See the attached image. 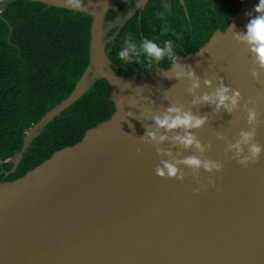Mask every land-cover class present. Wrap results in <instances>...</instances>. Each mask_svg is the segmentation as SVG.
<instances>
[{
	"label": "water",
	"instance_id": "water-1",
	"mask_svg": "<svg viewBox=\"0 0 264 264\" xmlns=\"http://www.w3.org/2000/svg\"><path fill=\"white\" fill-rule=\"evenodd\" d=\"M12 1L0 0V17ZM27 1L92 17L90 62L73 93L27 130L6 176L17 171L47 125L97 81L112 87L117 112L28 176L0 185V264H264V152L245 167L231 147L242 131H254V142L264 145V69L234 38L258 0H242L228 30L178 60L186 72L180 79L170 70L154 78L114 70L106 16L128 0H82L77 10L66 0ZM149 1L136 0L120 28L137 12L141 18ZM219 86L239 91L232 112L200 99ZM169 107L205 118L202 127L189 130L200 149L179 143L184 129L155 125L153 118ZM250 110L257 113L252 125ZM148 132L166 139L152 141ZM192 156L219 168L185 166ZM166 163L176 166L177 177L156 175Z\"/></svg>",
	"mask_w": 264,
	"mask_h": 264
},
{
	"label": "trees",
	"instance_id": "trees-1",
	"mask_svg": "<svg viewBox=\"0 0 264 264\" xmlns=\"http://www.w3.org/2000/svg\"><path fill=\"white\" fill-rule=\"evenodd\" d=\"M184 1L188 18L179 0L173 2L171 16L166 13L163 17L159 15L165 11L162 2L151 0L141 18L134 15L118 30L114 44L107 46L110 60L119 62L117 53L126 41L156 39L164 21L179 30L185 27L184 42L196 53L216 31L231 27L242 6V0ZM115 15L111 10L106 21ZM92 20L83 13L27 0H14L4 9L0 17V185L28 176L116 114L112 87L106 80L97 81L47 125L24 154L17 171L6 176L14 166L12 160L23 149L27 130L73 93L88 67Z\"/></svg>",
	"mask_w": 264,
	"mask_h": 264
},
{
	"label": "clouds",
	"instance_id": "clouds-1",
	"mask_svg": "<svg viewBox=\"0 0 264 264\" xmlns=\"http://www.w3.org/2000/svg\"><path fill=\"white\" fill-rule=\"evenodd\" d=\"M66 6L70 9L77 10L82 6V0H66ZM249 17V22L245 26V30L235 33L234 38L248 46L249 52L254 56V62L264 69V0H258L254 8L246 13ZM163 32V29H162ZM174 44L171 40H165L163 46L154 38H143L138 42L127 41L125 45L118 51L117 57L119 61L126 64H134L144 62L148 65L155 64L161 66L170 58L174 61L168 64V70L175 72V78L180 79L185 76V67L178 63L179 57L175 56ZM189 78H194L195 73H187ZM258 72H252L254 79H259ZM199 87L198 79L193 80V88ZM204 102L214 103L219 108H224L228 112H232L240 101L241 95L239 91H232L227 86H219L213 95H204L200 98ZM154 123L158 128L165 130L184 129L185 135L178 136L177 140L183 146L191 147L195 145L200 149L201 145L197 138L189 131L203 126L205 118L198 117L190 112H185L180 108L169 107L167 112L161 117L156 116L153 118ZM248 123L254 124L257 120V113L249 111L247 114ZM147 136L152 141H163L166 139L164 136L157 137L155 133L148 132ZM254 131H242L239 140L232 145L238 156V163L247 167L249 164L258 162L262 152H264V145L254 142ZM245 148L247 154H244ZM139 152V150H137ZM183 164L193 169L203 167L207 171L218 169L219 165L215 162H204L198 157H187L183 160ZM156 175L160 177L167 176L168 178L177 177V168L174 164L166 163L164 168H157Z\"/></svg>",
	"mask_w": 264,
	"mask_h": 264
},
{
	"label": "flooded vegetation",
	"instance_id": "flooded-vegetation-1",
	"mask_svg": "<svg viewBox=\"0 0 264 264\" xmlns=\"http://www.w3.org/2000/svg\"><path fill=\"white\" fill-rule=\"evenodd\" d=\"M135 1L136 0H128L126 3L120 5L116 9H113L116 12L114 19L106 21V28L108 30L107 36H106L107 46L110 43L114 44L113 40L115 39V36L116 37L118 36V30L123 28V27L120 28V24H121L120 19L125 20L126 15L129 13L131 8L133 7ZM150 1H149V3H150ZM160 1L162 2L163 6H164L165 11L159 13V15L161 17H163V16H165L166 13H169L168 16H171L172 4L175 0H160ZM180 3H181V1H180ZM182 6H183L185 14L188 18V9H187L186 5L185 6L182 5ZM162 29H163V32H162ZM111 32H113V34H110ZM186 32H187V30L185 27H182V29L179 30V29L173 27V24H171L170 22L164 21L163 24L161 25L160 29L157 30L156 40L158 43L161 44V46H163V42L165 40H171L175 46L174 47V52H175L174 55L178 56L179 59L184 58L188 55L194 54V53L190 52L189 48L186 46V44L184 42L185 41V35H187ZM129 38H131V37H129ZM107 46H106V48H107ZM173 62L174 61L170 58L167 62H165L161 66L155 64V62L151 65H148V64L139 65L137 63L126 64V63L121 62V61H119L118 63H113V62L112 63H113V68L116 67V69H114V70L119 71L120 74H122V75H127L128 73H132L133 75H130V76H138L139 78H142V77L154 78L158 72L168 70V64H172Z\"/></svg>",
	"mask_w": 264,
	"mask_h": 264
},
{
	"label": "rangeland",
	"instance_id": "rangeland-1",
	"mask_svg": "<svg viewBox=\"0 0 264 264\" xmlns=\"http://www.w3.org/2000/svg\"><path fill=\"white\" fill-rule=\"evenodd\" d=\"M9 0H4V3H7ZM123 21V19H121ZM121 23V22H120Z\"/></svg>",
	"mask_w": 264,
	"mask_h": 264
}]
</instances>
